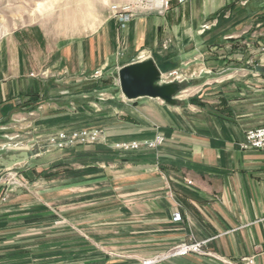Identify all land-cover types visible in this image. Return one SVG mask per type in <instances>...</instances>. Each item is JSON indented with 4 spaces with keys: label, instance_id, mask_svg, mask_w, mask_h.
I'll use <instances>...</instances> for the list:
<instances>
[{
    "label": "crops",
    "instance_id": "1",
    "mask_svg": "<svg viewBox=\"0 0 264 264\" xmlns=\"http://www.w3.org/2000/svg\"><path fill=\"white\" fill-rule=\"evenodd\" d=\"M261 12L264 0L175 1L165 14L138 13L125 28L109 16L97 35L74 38L62 49L57 42L62 52L52 62L53 74L92 77L96 69L117 66L119 54L129 58L117 66L120 70L154 53L162 70L196 62L214 80L203 82L197 96H176V103L120 104L119 116L115 108L93 111L81 104L79 113L57 109L40 120L101 128L105 137L76 148L83 153L74 157L81 164L70 168L73 174L63 186L52 182L59 171L45 177L52 183L46 189L39 182L44 176L33 178V170L23 169L27 181L17 180L24 185L20 190L8 184L4 191L7 182L0 177V264H143L190 239L208 240L211 253L158 264H264V149L241 146L248 129L264 125V72L259 69L264 67L247 76L253 69L247 41H257L256 33L260 41L264 34ZM18 35L0 41L4 125L36 111L44 91L42 77L31 76L39 69L27 65L26 37ZM253 52L256 59L264 57L261 49ZM37 93L39 101L32 103ZM157 134L164 143L155 148L118 153L112 146ZM39 148L27 151L31 164L41 159ZM27 161L16 157L5 166ZM76 225L86 228L89 239L77 234ZM79 248L87 251L77 253Z\"/></svg>",
    "mask_w": 264,
    "mask_h": 264
},
{
    "label": "rangeland",
    "instance_id": "2",
    "mask_svg": "<svg viewBox=\"0 0 264 264\" xmlns=\"http://www.w3.org/2000/svg\"><path fill=\"white\" fill-rule=\"evenodd\" d=\"M127 1L134 2L137 0H0V41L5 37L11 35L19 36L18 34L20 32L23 33V36L26 37V40H23L27 43L25 49L28 56L27 65L29 70L39 69V72L33 73L34 75L32 74L31 76L37 75L44 80V91L40 97V106L36 111L32 113L27 112L22 115V117H16L6 125L0 123V132H4L6 129L11 130L7 135L0 134V165H3V167H0V177L4 179V183L7 182L4 191H7L8 184L12 187L13 185H17L18 188L16 190L22 189L24 185L18 183L17 180L19 182H21V180L22 182L27 181L25 180L26 178L22 176V171L25 169L30 173L31 170H34V167H38L36 170L46 169L50 174L53 173V176L57 175L56 171H59L58 176H56L52 182L63 186L66 184L65 182L69 175L73 174V172L69 173L70 168L74 166L78 167L81 164L80 161L82 159L77 158L76 160L79 161L76 162L74 159L75 156L80 157L77 156L78 154H83L79 153L76 148L98 144L97 142L67 147H59L53 144L50 138L57 136L61 131L69 132L82 127H91L78 126V124L70 123H65L61 126H51V124L47 122H40V120L45 121L51 118L50 115L53 114L49 113H51L52 110L59 109L64 110V113L65 111L79 113L78 111L81 104H87L89 110L93 111L115 108L118 110L115 116H119L124 110L120 104H140L145 106L152 103H164L160 98L141 97L129 100L124 96L120 87L119 69L117 66L124 63V61L126 62L129 58H121L123 56L121 54H119V56L117 55L119 58L117 66L103 69L102 75L97 78L93 77L94 73L91 75L92 77H90V75H73L68 72L64 74H59L57 72L58 75H56L57 73L53 74V72L50 71L52 62L56 58L55 55L58 52H62L61 49L64 44L72 41L74 38L85 39L97 35L109 24V16H113L112 5ZM175 1L176 0H173L172 3ZM257 14H264V12ZM250 23L251 21L247 22V31H250ZM207 25L211 24L208 23ZM120 28L122 27L120 26ZM258 36V33H256V37L254 35L252 36V38H256L257 41H254L255 39L247 41V46H250L249 52H251L249 64L253 66L250 72L247 71V76L252 73H258L254 67H264V57L256 59L254 58V54H252L255 49H261V52H264V34L260 37L262 38V40H260L261 42L258 41ZM57 42L60 43V50H57L55 47ZM163 46L164 41L162 40L158 47L161 48ZM37 53L40 54V58L39 56L36 57ZM51 55H53V57H51ZM151 58L155 60L154 53ZM197 64L199 63L195 62L193 66L180 65L179 68H176L181 75L180 77L169 75L172 70L161 69L162 77L159 84L179 82L180 88L176 96H197V94L201 93V85L203 82L207 81L209 84H212L211 81L214 80L213 73L200 72V69L197 68ZM261 71L264 72V70ZM97 79L100 80L99 89L93 87ZM209 96H212V93H209ZM37 119L39 120L38 123H36ZM35 126H42V131L38 132L39 129L35 131ZM3 127L6 128L4 129ZM104 137L103 135L101 139ZM37 144L40 145L39 152L41 154V159L31 164V158H27V151L33 150ZM116 144V142L112 144L116 152H131L118 150ZM16 157L29 160L25 163L28 165H16L10 168L5 166ZM34 158L35 156L32 159L34 160ZM58 160L64 162L56 169L51 168V165ZM74 162L75 165H73ZM52 170L55 172H52ZM80 170V167L77 168L78 172H80ZM30 174L33 178L35 177V173L32 172ZM43 176L44 177H42L39 182H41L40 185L43 184L42 187L46 189L52 183L51 181L49 182L48 179H45V175ZM27 186L29 189L31 188L30 183H27ZM2 187L3 186L0 185V191H2ZM64 223H66V221H64ZM75 230L78 235L80 234L88 238V236H86L87 230L84 226L76 225ZM76 251L77 253H83L87 250L79 248Z\"/></svg>",
    "mask_w": 264,
    "mask_h": 264
},
{
    "label": "built area",
    "instance_id": "3",
    "mask_svg": "<svg viewBox=\"0 0 264 264\" xmlns=\"http://www.w3.org/2000/svg\"><path fill=\"white\" fill-rule=\"evenodd\" d=\"M173 0H137L134 2H122L112 5V15L119 22L122 28H125L127 24L138 15L140 12H156L158 14H165L172 8ZM179 4H183L186 0H176ZM150 57L140 56L141 60ZM103 73V69H96L93 77H100ZM169 75H176L180 77L177 69L170 71ZM103 136V130L101 128H80L72 131H61L57 136L50 138V141L59 146L67 147L71 145L78 144H93L100 141ZM164 143V137L157 134L154 139L146 140L141 142L139 140H133L130 142H120L117 143V149L122 151H135L146 146L148 148H155ZM243 149H264V125L250 128L246 131L245 137L241 142ZM180 219V216H177ZM208 240H193L177 244L166 250L161 254L155 255L153 257L147 258L143 264H157L163 259L186 256L188 254H210L211 252L207 250Z\"/></svg>",
    "mask_w": 264,
    "mask_h": 264
},
{
    "label": "water",
    "instance_id": "4",
    "mask_svg": "<svg viewBox=\"0 0 264 264\" xmlns=\"http://www.w3.org/2000/svg\"><path fill=\"white\" fill-rule=\"evenodd\" d=\"M161 77L162 71L151 57L125 64L119 70L120 87L127 99L151 97L160 98L167 103H176L180 83L159 84Z\"/></svg>",
    "mask_w": 264,
    "mask_h": 264
},
{
    "label": "trees",
    "instance_id": "5",
    "mask_svg": "<svg viewBox=\"0 0 264 264\" xmlns=\"http://www.w3.org/2000/svg\"><path fill=\"white\" fill-rule=\"evenodd\" d=\"M263 16H264V14H263ZM99 86H100V80L97 79L96 82L94 83V86H93V87H96L97 89H99V88H100ZM97 89H96V90H97ZM38 95H39L38 93L35 94V95H33V99H32V100H33L34 102L39 101V97H38ZM33 173H35V176H42V175H45V177H49L50 175H52V174H50L49 171L46 170V169H43V170L38 171V172H37V171L35 172V171L33 170ZM27 177H31V175H30L29 173H27Z\"/></svg>",
    "mask_w": 264,
    "mask_h": 264
}]
</instances>
